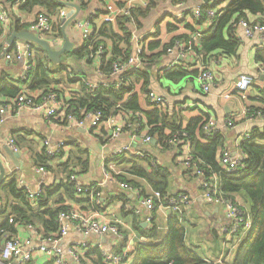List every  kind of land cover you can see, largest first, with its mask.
<instances>
[{
    "label": "crops",
    "instance_id": "0c3cea01",
    "mask_svg": "<svg viewBox=\"0 0 264 264\" xmlns=\"http://www.w3.org/2000/svg\"><path fill=\"white\" fill-rule=\"evenodd\" d=\"M41 1L34 4L32 2L28 6L24 4L17 8L1 3L3 10L9 17V25L5 30L0 25L3 31V35L0 38L2 45L0 50V78L5 76L10 81H16L20 93L36 94L39 92L40 95H44V92H52L60 100L61 108L64 111L71 107V102L86 95V82L96 83L107 89L114 88L113 86L118 81V78L113 77L111 72L107 75L105 70L101 73L102 75H98L97 72L98 70L101 71V68L107 62L106 60L112 56L113 46L117 43L115 40L105 39L99 45L103 49L99 67L95 60L88 57L77 60L70 55L73 51L79 50L84 44H87L81 39L82 31L76 28L75 23L90 22V28L93 33H96L104 27L103 24H106L102 19L103 11L96 0H76L71 2V4L77 6L79 10L66 5L63 9L66 15L70 11H74L76 14V18L65 28L67 38L72 45L71 52L60 56L55 62H52L47 56L49 60L50 74L48 78L50 85L46 89L31 90L30 83L34 66L37 60L43 57V53H41L43 50L39 48L29 61H7L5 56L6 53H11L12 51L13 45L9 47L7 42L10 35L16 32L12 29L14 22L17 21L20 26H24L20 31H29V25L35 21L39 13H43L50 18L52 27L56 21H59L60 24L59 13L56 12V14L51 15L48 12L50 4L47 3V0ZM53 1L55 3L59 2L58 0ZM110 1L114 3V0ZM125 1L120 0L114 5L121 7ZM217 1L210 0L206 3L204 0H148V3H152L151 9L145 17L139 15L137 17L138 22H136L137 27L140 28L138 30L139 33L144 35L145 38L144 49L147 50L149 44L153 41L161 45L176 36H185L183 39L174 40V44L176 41H188L195 35H201L209 30L210 28L206 26L205 21L200 24L194 21L196 19L192 15V10L198 7L203 9L205 6L217 3ZM225 4H218V6L224 8ZM133 17L134 21H136V17L134 15ZM117 20L114 24H109V27L106 26L107 29L111 28L112 34L116 36L118 35ZM250 20L254 19L250 17ZM123 23L127 26V23L124 21ZM49 35L47 34L40 38L50 42L51 36ZM235 36L239 44L236 53L233 55L220 54L210 59H204L197 40L194 43V48L188 53L186 58L180 60L177 59L175 52H172V54L165 52L153 60L150 67H145L144 63L140 71L151 74L148 90L164 97L168 102L166 109H168L170 117H176V123L179 128L185 129L195 119L205 118V120H208L211 118L219 125L218 132L223 135L222 151L228 150L232 156L240 158L242 155L238 149V144L242 136L249 133L253 127H264L263 117H252L244 113V110H248V108H261L264 106V73L259 71L261 66L254 61L255 52L263 48L264 45L257 37L253 39L245 38L243 31L238 26ZM58 39L57 44L52 47L55 51L60 50L64 45L63 33L62 37ZM17 42L23 41H15L14 44ZM117 45H121V53L127 51V57L131 55L133 51L132 43L129 42L128 46L123 43H117ZM175 61L178 62V65L174 66L173 70L167 69L169 64ZM198 63L206 66L214 76V85L208 94H204L201 91L196 80L198 70L194 66ZM163 69L170 71L168 72L170 73L169 76L161 72ZM177 73L184 75L178 77L180 74ZM241 74L250 76L253 82L244 99L234 89V83ZM24 76H26L25 79ZM130 84L129 81V86ZM142 84L141 80L136 81L131 91H133L132 94L138 95L140 105L148 111L151 108L147 104L145 94L140 91ZM128 96H130V92L125 95L124 101ZM5 101H7L6 97H0V105ZM118 105L120 106V104ZM183 107L186 108L184 109ZM115 115L118 118L119 116L124 118L127 113L120 110ZM141 118L143 119L142 115ZM228 121L233 124L231 128L226 126ZM147 131L148 127L144 125L140 134ZM169 133V129L166 128L164 135L168 136ZM106 134L107 128L105 124H101L96 128H88L86 126L82 128L66 127L61 121L47 120L42 115L30 110H22L17 115L8 114L6 116L4 123L0 127V163L5 171V176L0 182V187L2 188L0 189V224L6 220V216L13 218L11 215L14 211L13 208L25 213L20 217L21 222H17L14 225L15 232H13V237L11 238L31 241L33 256L26 264H52L51 261L47 262L42 253L38 251L41 239L53 234L52 232L46 233L49 231H46L44 226L38 222V215L44 213L47 209L64 207L66 209L63 211L75 210L83 215L97 214L103 222L118 226L120 229L118 238L111 235H90L86 237L74 227H70L68 235L60 242V248L66 252L73 246L85 245L83 252L86 264H97L99 262L98 259H100V264H105L103 260L104 253L119 256L128 251V247L129 251L132 250L133 252L137 243L146 242L148 239L142 237L139 231L135 229L134 222L144 230L151 229L152 226L157 227L154 241L161 240L166 235L168 217L175 213L156 208L151 212L152 220L146 222L150 214L147 210L141 208L139 198L131 192L120 189L118 186L119 180L110 181L103 177V167L108 165L114 166L113 170L109 171L113 177L120 174L124 175L123 170H127L128 166L124 164L115 165L112 162L113 158L118 157L116 152L121 151L124 147L130 148L126 156L137 152L144 153L151 160L152 167L158 166L167 171L169 174L167 194H184L190 198V208L184 215L175 214L180 220L185 218L197 224L191 234L186 229L185 245L188 247L189 243H191L197 249H199L200 245V252L199 250L192 251L205 261H221L224 264H231L235 259L237 247L243 236L235 235L226 240V237L222 235L225 239L223 243L222 241L219 243L220 229L225 227L228 222L225 217V205L207 203L203 199L200 179L192 174L191 170L184 168L179 163V157L182 156L184 149L158 142L157 137L153 138L150 143L134 142L130 132L127 130H124L113 142L106 141ZM195 137L196 141L200 142L201 145L207 144V140L203 134L200 135L198 133V130L195 133ZM10 139L14 141L17 148L15 153L18 154L19 158L15 160H12L4 150L5 148L11 150L7 145V141ZM44 140L49 141L54 148H58V153L56 154L61 156L49 163L50 170L44 168L45 173H41L37 170L39 167L43 168V166H39L37 163H41L42 142ZM188 145L191 152H193L194 147L190 146L189 143ZM146 162L140 161L139 164L142 168L148 169V162ZM71 167H74V173L72 174L76 175L78 181L84 187V191L77 193L74 184L68 178L69 184L73 186L75 191L73 198L69 197L63 188L58 193L52 189L53 193L48 199L45 208L38 207V200L36 202L29 201L25 191L18 185L19 180L22 181L32 192L36 193L35 199H37L41 191L44 193L46 189L60 186L63 182H66L67 177L64 173L66 169ZM12 180L15 181L17 189L23 190L24 197L20 201L15 200L5 188L8 182ZM138 183L141 188L136 189H140L143 196H150L155 191L147 181L139 180ZM234 197L241 206L244 205L237 198V195H234ZM245 202L248 205V208L244 205L247 208L245 210L249 211L247 197ZM6 237L4 236L1 240L0 251ZM226 246H229V251L227 255H224ZM91 251L94 253L90 254ZM232 251L234 253L230 259L228 256ZM66 260L68 264H74L67 257ZM17 262L18 260L14 259L6 264H16ZM123 263L126 264L125 260Z\"/></svg>",
    "mask_w": 264,
    "mask_h": 264
},
{
    "label": "trees",
    "instance_id": "16d2710c",
    "mask_svg": "<svg viewBox=\"0 0 264 264\" xmlns=\"http://www.w3.org/2000/svg\"><path fill=\"white\" fill-rule=\"evenodd\" d=\"M38 1L42 2L41 0H26L25 4L28 6L32 2L34 4ZM47 3L50 4L48 12L51 15L56 14V12L59 13L65 8L64 4L60 2L55 3L53 0H47ZM222 3H226L222 14L215 18L213 26L209 30L203 32L198 39V47L204 59H210L220 54L229 56L236 53L239 43L235 36V31L241 20L264 24V0H218L217 3H213L211 6H205L203 8L202 17L194 21L199 24L204 22L206 20L204 11L206 9H215L218 4ZM151 7L152 3L150 2L146 8L134 9L132 15L136 17V22H138L137 17H139V15L145 17ZM250 17L254 20H250ZM12 26V29L16 32L24 28V26H20L17 21L14 22ZM103 26L104 27L94 33L89 43L84 44L81 49L73 51L70 55L77 60L84 57L89 58V55L96 51L98 46L104 42L105 39L115 40V42L119 44L123 43L125 46L129 45L130 31L123 23L122 18L117 20V36L112 34L111 28H108V31L107 27L110 26L109 24H103ZM2 35L3 31L0 26V38ZM49 36L55 38L62 37L59 21L55 22ZM183 38H185L184 35H179L161 45L155 43L156 41L150 43L148 49H144L143 53L145 67H150L153 60L165 53L166 49L173 44L174 40ZM117 43L113 46L112 56L110 59L106 60L105 66L101 68L102 73L105 70V73L109 75L112 71L113 63L122 62L127 58L128 52L121 53V45H117ZM1 49L2 45L0 43V50ZM41 53H43V57L37 60L32 73V80L30 83L31 90L46 89L50 85V80L48 78L50 74L49 60L45 52L41 51ZM254 61L261 67H264V47L255 52ZM173 69L174 68L171 70ZM161 72L168 76L170 74L168 73L170 71H166L165 69ZM177 74H180L178 77L184 75L182 73ZM27 75L29 74L27 73ZM125 79H129L131 83L130 86L126 88L121 87L120 89H107L98 85L92 95L86 94L74 102H71V107H69L67 113L71 112L74 116L80 118L85 112L99 111L102 113L103 119H106L121 110L130 115V129L133 128L136 130L137 134H140L145 125L148 127L146 133L149 137L152 139L157 137L158 142L168 145L174 135L181 130L176 123V117H170L168 109L153 106L146 100L149 108H151L147 111L146 108L144 109L140 105L138 95L135 93L132 94L133 91H131L134 83L141 80L143 83L141 85V93H148L151 74L137 70L127 74ZM129 92L130 96L124 101L125 95ZM19 93L20 89L16 81H10L5 76L0 78V97H6L7 100L14 99ZM46 93L47 92H44L43 94L45 95ZM118 104H120V106ZM117 106H119V108H117ZM248 115L264 118V106L261 108H248ZM206 121L207 119L205 120V118L192 120L184 129L186 133L184 140L188 142L190 146L194 147L192 155L195 159L201 161V168L203 169L204 176L207 178L215 174L219 177L220 190L226 195V198H230L241 192L246 195L249 202L248 212L252 218V227L245 235H242L243 239L237 247L235 259L231 264H264V127L251 128L248 133V138L239 142L238 149L243 156L242 165L234 174H226L221 172L217 161V156L223 149V135L218 132L212 138H205L207 140L206 145H201L200 142L196 141L195 133L198 130L200 135L203 134L202 129ZM136 126H138V128H136ZM166 128L170 131L168 136L164 135V130ZM57 156V154L47 156L42 152L40 158L41 163H37V165H41L43 168L50 170L49 163L55 158H59L61 155ZM140 161H147L148 169L142 168L139 164ZM112 162L115 165L124 164L128 166L127 170H123L124 175L120 174L115 176V179L120 182L126 183L133 188H141L138 181L144 180L150 183V186H152L155 191L160 192L162 195L167 194L166 190L168 188L169 174L165 169L158 166L152 167L151 160H149L147 156L139 158L131 155H122L113 158ZM72 173H74V167L66 169L64 173L67 177L66 182H63L60 186L48 188L44 193L41 191L36 199V201L38 200V207H46L47 201L53 193L52 189L54 192L58 193L59 190L63 188L68 196L73 198L75 191L73 186L68 182V178ZM5 188L17 201H20V199L24 197L22 193L23 190L20 191L16 188L14 180L9 181ZM0 189L2 188L0 187ZM121 196L124 197L123 195ZM13 209L14 211L11 214L13 216L12 223L8 222L9 217L6 216V220L0 224V244L4 236H7L6 238L13 237V232H15L14 225L17 222H21L20 217L25 214L21 213L20 210L16 208ZM65 209L64 207L47 209L44 213L38 215V222L44 226L46 231H49L46 233L57 232L58 225L56 223V217L59 212ZM182 221L183 220H180L175 214L169 215L166 235L163 238L161 237V240L155 241L153 239L156 237L157 227L152 226L151 229L144 230L134 222L135 229L139 231L142 237L148 240L146 242H139L135 245L133 252L131 250L127 254L125 259L126 264H224L223 262L215 263L205 261L185 245V229ZM93 253L92 251L90 252V254ZM98 260L100 262V259ZM99 262H97V264H100Z\"/></svg>",
    "mask_w": 264,
    "mask_h": 264
},
{
    "label": "built area",
    "instance_id": "2783aa9c",
    "mask_svg": "<svg viewBox=\"0 0 264 264\" xmlns=\"http://www.w3.org/2000/svg\"><path fill=\"white\" fill-rule=\"evenodd\" d=\"M60 3H71L76 0H58ZM100 4V8L103 11V22L106 24H114L118 18H122L130 31V43L133 45V51L130 56H128L122 62H116L112 65L111 75L118 78V81L113 86L115 89H120L121 87L129 86V79H125L127 74L133 73L137 70H141L145 63L143 58L144 53V35L139 33V28L137 27L136 21L131 14L132 10L139 8H146L148 6V0H126L121 7L115 6L110 0H96ZM213 1V0H212ZM26 0H0V25L5 30L9 25V17L7 13L3 10L1 3L8 5L13 8L24 5ZM223 8L216 7L215 9H206L204 11L206 20L205 24L208 28H211L214 24L215 18L222 14ZM203 9L198 7L192 10V15L195 19L202 17ZM66 16V12L61 10L59 12L60 21ZM90 22H77L75 23L76 28L82 31L81 39L84 43H89L93 31L90 28ZM238 28L243 31V35L247 39H253L257 37L260 42L264 45V24L259 22H250L247 20H241L238 23ZM29 31L43 37L44 35L50 34L52 31V24L50 18L39 13L35 21L29 25ZM200 34L195 35L188 41H176L171 47L166 49L167 54H172L175 52L177 54V59H184L188 53L194 48L195 41L198 40ZM59 41L58 38L50 37L49 45L52 48ZM92 44V43H91ZM39 49L38 46L32 43L17 42L13 44L11 53H6L5 59L7 61L11 60H31L35 52ZM103 54V49L98 46L96 51L89 55V58L96 61L98 67L101 65V56ZM178 65V62H172L169 64L167 69H172L174 66ZM198 70L197 82L200 86L201 91L204 94L210 93L212 86L214 85V76L212 72L204 65L200 63L194 66ZM260 72L264 73V67H260ZM102 72L98 70L97 74L102 75ZM26 76H24V79ZM22 79V80H24ZM252 78L246 74H241L238 76L234 83V89L236 92L244 99L245 94L252 85ZM86 94L92 95L97 89L98 85L92 82H86ZM40 98V99H39ZM227 98V96H226ZM145 99L153 106H159L161 108H166L168 102L161 95L149 91L145 94ZM119 106H117L118 108ZM68 108V107H67ZM184 109L186 107H183ZM22 110H30L39 115H42L47 120H58L64 123L66 127H88L96 128L101 124H105L107 128L106 141H115L124 130L130 132L132 141L141 143H150L152 138L147 135V133L137 134L136 130L130 127L129 118L127 114L126 117L116 116L115 114L110 117L103 119L102 113L99 111L85 112L82 117L77 118L71 112L67 113L61 108L60 100L52 92H48L45 95H40L39 92L36 94L19 93L14 99H9L0 105V127L5 121L8 114L17 115ZM63 112V113H62ZM62 113V114H61ZM244 113L248 115V110H244ZM129 119V120H128ZM228 128L233 126L231 121L227 122ZM219 125L215 120L209 118L203 129V136L208 139L214 137L218 133ZM248 133L243 135L240 141L248 138ZM186 133L184 129L178 131L174 137L169 141V144L173 146H178L183 150L182 156L179 157V163L183 165L184 168L191 170L198 179H200V185L202 190V197L207 203L211 204H224L225 205V217L227 219V225L220 229L222 235L228 240L231 236L235 235H245L252 227V218L248 211L245 210L243 206L239 203L234 196L226 198V195L220 190L219 177L215 174L209 177L204 176L203 169L201 168V161L195 159L192 155L188 142L184 140ZM43 152L47 156H53L58 153V148H54L49 141L44 140ZM7 145L13 152H17V148L13 140H8ZM61 146V145H60ZM129 147H124L121 151L116 152L118 155H126L129 152ZM131 156L144 158L146 155L144 153H135ZM218 165L222 173L234 174L241 167V162L243 156L236 158L232 156L231 152L224 150L218 155ZM113 165H108L103 167V177L106 180L114 181L115 177L110 175L109 171L113 170ZM38 172L45 173L44 168L39 167ZM69 181L74 184L76 192L82 193L84 187L78 181L76 175L72 174L69 177ZM18 185L23 189L27 195L29 201L36 202V193L32 192L22 181L19 180ZM120 189L133 193L137 198H139V204L142 209L149 212L146 222L152 220L151 212L154 209H159L167 212L175 213L179 216H183L184 213L190 208L191 201L187 195L175 194L162 195L158 191H154L150 196H143L140 189L133 188L126 183H118ZM38 194V193H37ZM98 196V194H97ZM12 218L8 219L9 223H12ZM56 223L58 225L57 232L46 236L45 239H41L38 245L39 253L45 257L47 262H52V264H68L67 259H71L74 264H86L84 262V248L85 245L73 246L64 252L60 248V242L63 238L68 235L70 227H74L78 232L84 236H105L111 235L112 237L118 238L120 236V229L117 225L110 224L108 222H103L100 220L99 216L96 215H83L75 210L61 211L56 218ZM31 241H22L18 238H6L4 240L2 249L0 251V264H6L14 259L18 260L16 264H26L30 261L33 256L31 250ZM125 251L122 255H112L109 253L103 254V260L105 264H124L123 261L126 259L127 254L130 252ZM215 263H221L215 262Z\"/></svg>",
    "mask_w": 264,
    "mask_h": 264
},
{
    "label": "water",
    "instance_id": "95a60500",
    "mask_svg": "<svg viewBox=\"0 0 264 264\" xmlns=\"http://www.w3.org/2000/svg\"><path fill=\"white\" fill-rule=\"evenodd\" d=\"M210 0H204V2H208ZM64 5L78 9L79 8L77 6H75L74 4L71 3H65ZM76 18V14L74 13V11H70V13H68L63 19H61L60 21V25H61V30L63 33V39H64V45L60 50H53L50 45L43 39H41L38 35L31 33L29 31L26 30H22L19 32H13L9 39H8V46L11 47L15 41H23V42H28V43H32L35 44L36 46H38L41 50H43L47 56L49 57V59L52 62H55L60 56L66 54V53H70L71 49H72V45L70 44L67 35L65 33V28L66 26L72 22L74 19ZM154 142V141H153ZM5 153L12 159H18V154L15 152H12L11 150H9L8 148H5ZM5 176V171L4 168L2 167L1 163H0V182L2 181V179Z\"/></svg>",
    "mask_w": 264,
    "mask_h": 264
},
{
    "label": "rangeland",
    "instance_id": "374dc122",
    "mask_svg": "<svg viewBox=\"0 0 264 264\" xmlns=\"http://www.w3.org/2000/svg\"><path fill=\"white\" fill-rule=\"evenodd\" d=\"M118 2H120V0H114V3H115V4H117ZM139 29H140V28H139ZM237 198L240 200V202H242V204H244V205L248 208V205H247V203L245 202V200H246V195H245L243 192L238 193V194H237ZM244 205H242V206L245 208ZM247 208H245V209H247ZM183 224H184V227H185V232H186V229H187L188 232H189V234H191L192 231H194L195 226L197 225L195 222H193V221H191V220H187V219H185V218L183 219ZM218 234H219V233H218ZM219 239H220V242H219V243H221V241H222V243H223V241H224V239H225V238L222 236L221 233L219 234ZM189 244H190V245H188V247H189L191 250H194V251L199 250V252H200V245H199V249H197L196 246L191 245V243H189ZM228 251H229V246H226V251H225L224 255H227ZM233 253H234L233 251L229 253V256H228V257H229L230 259L232 258Z\"/></svg>",
    "mask_w": 264,
    "mask_h": 264
}]
</instances>
